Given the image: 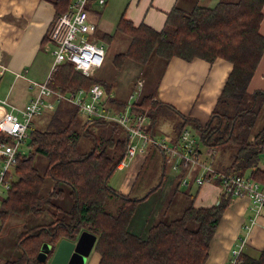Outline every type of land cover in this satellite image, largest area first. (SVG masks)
Instances as JSON below:
<instances>
[{"label": "trees", "instance_id": "16d2710c", "mask_svg": "<svg viewBox=\"0 0 264 264\" xmlns=\"http://www.w3.org/2000/svg\"><path fill=\"white\" fill-rule=\"evenodd\" d=\"M52 1L56 16L71 2ZM263 5L264 0H219L214 6H174L161 30L145 22L136 25L122 14L116 30L127 34L130 41L114 59L122 64L129 57L145 64L151 57L160 58L163 67L174 55L230 60L232 70L207 122L201 125L180 116L181 120L174 122L175 138L187 123H192L208 155L215 156L223 149L232 151L223 171L240 174L250 169V174L260 181H264V169L259 164L264 153V123L255 127L264 108V90L249 91L248 83L264 52V35L259 30ZM103 36L107 40L113 37ZM96 81L100 82L97 75L86 76L75 70L72 62L65 61L53 73L51 85L66 90L89 87ZM66 103L60 102L55 111L46 113L50 119L45 128H30L28 150L18 157L15 179L0 204L1 224L12 215H39L46 210V204L53 208L52 220L20 232L17 244L22 253L3 264H49V258H38L42 245H52L51 255L61 238L75 239L82 229L97 234L94 248L101 254L98 264H205L210 241L229 204V194L222 191L218 203L203 207L195 205L196 192L186 190L187 203L176 216L165 218L169 213L164 214L145 235L130 231L128 225L140 198L123 194L109 184L124 154L127 134H115L121 128L117 123L100 119L79 122L77 107L71 110ZM166 106L151 90L134 101L132 110L147 113L152 130L157 115L166 117ZM96 123H109L114 132L96 135L90 130ZM82 135H92V144L85 150L79 146ZM1 139L9 141L11 136L0 132ZM198 149L202 151L199 145ZM186 171L187 165L181 164L174 191L179 190ZM47 176L70 187V207L53 202L55 197L66 194L62 188L41 194ZM112 195L120 200L116 212L105 206ZM241 259L242 264H264V248L258 255L243 251Z\"/></svg>", "mask_w": 264, "mask_h": 264}, {"label": "crops", "instance_id": "0c3cea01", "mask_svg": "<svg viewBox=\"0 0 264 264\" xmlns=\"http://www.w3.org/2000/svg\"><path fill=\"white\" fill-rule=\"evenodd\" d=\"M191 1L193 0H106V3L101 6L96 0H91L89 9L91 20L96 23L95 35L105 42L107 39L103 35H113L117 32L116 24L122 14L136 25L145 22L154 29L161 30L168 12L174 6L188 9ZM218 1L196 0L195 4L214 6ZM262 12L263 17L259 30L264 35V5ZM55 16L56 7L52 0H0V58L6 66L0 67V97H5L18 106H23L35 96L37 87L32 84L31 80H45L54 60L53 48L50 46L51 40L47 35H49ZM98 28L104 31L102 36L96 34ZM128 40L130 41V38ZM127 46H122V52L126 50ZM124 60L128 65L135 64L131 63L134 62L132 58L127 57ZM105 61L96 71L97 76L101 75L100 72ZM130 67L133 66L130 65ZM232 67L233 63L223 57L209 61L201 57L185 59L174 55L166 62L156 86V99L167 104L166 109L164 108L166 117L163 121L168 119L170 123L168 129L171 134H167L168 136L175 138L177 130L174 122L180 121V116L197 121L201 125L207 122ZM131 79L132 77L128 79L122 77V80L118 81L116 90L118 94L121 87L129 86L132 83L133 79ZM106 89H109L106 97L109 105L116 109H123L127 96H115L113 86L106 87ZM256 89L264 90V52L248 83L249 91ZM168 111L172 114H169ZM186 126L194 128L192 123H187ZM123 131L126 134L124 129ZM155 148L157 147L155 146ZM160 152L161 155L159 153L158 155L151 146L146 151L139 152L129 165L120 169L138 165V161L142 165V159L138 155L144 154L142 158H148L150 155L158 156L163 162L165 173L166 166L170 163L165 160L164 153L161 150ZM260 165L264 167V155H262ZM169 167L172 168L171 165ZM139 171L135 175V171L127 170L125 174L127 180L126 183L124 181L122 190L114 188L131 196L135 184L131 178L133 175L136 178ZM192 172L193 174L197 173L196 170ZM247 172H250V169ZM175 173L177 176L178 171L175 170ZM191 178L193 179V177ZM191 178L190 180H192ZM162 180V178L159 180L154 190L151 188L147 192L149 188H140L137 189L139 194L132 196L138 197L140 200L128 225L130 231L138 234L145 231L147 233L149 227L161 218V213L163 215L169 213L172 208L176 209V213H180L184 208L187 203L186 194L180 195L173 190V186L169 201L159 208L157 213L150 214L151 209L144 210L143 213L140 212L141 208L147 206L151 196L158 192L163 184ZM187 185L190 186L189 182ZM186 187L182 189L184 193ZM222 191L221 185L216 181L198 186L195 205L207 207L218 203ZM177 197L178 200H175ZM229 199V204L224 209L210 241L209 255L205 264H224L230 255L231 248L240 239L245 240L243 251L250 254L258 255L264 248V209L256 213L250 206V200L247 197L236 196L229 197ZM245 225H248V228H245ZM100 257L101 254L93 248L86 264H98Z\"/></svg>", "mask_w": 264, "mask_h": 264}, {"label": "built area", "instance_id": "2783aa9c", "mask_svg": "<svg viewBox=\"0 0 264 264\" xmlns=\"http://www.w3.org/2000/svg\"><path fill=\"white\" fill-rule=\"evenodd\" d=\"M90 1L72 0L64 12L55 16L48 35L57 44L53 49L54 60L45 80H31L37 87L35 96L23 106L0 97V132L11 136L9 141L0 140V204L15 179L14 168L18 157L28 150L23 143L28 138L33 118L54 111L60 102H67L84 114L86 122L105 120L117 123L126 131L127 143L118 168L129 165L139 152L156 146L164 153L165 160L173 169L179 171L181 164L187 165L181 183L187 185L191 177L198 185L219 179L218 183L230 197H247L256 213L261 212L264 209V181L254 178L247 171L240 174L228 173L214 166L212 162L202 161L198 139L190 126L183 128L176 138L149 130V115L132 110L134 101L131 100L136 96L135 93L128 95L129 102L123 109H116L107 102V89L99 81L93 82L89 87L66 90L51 85L53 73L65 61L72 62L74 69L86 76L96 75V71L105 61L106 44L95 35L96 23L90 17ZM96 1L101 5L106 3V0ZM0 67H6L1 58ZM137 84L141 87L144 83L139 79ZM193 170L197 173L193 174ZM244 245L245 240L240 239L231 248L224 264H242Z\"/></svg>", "mask_w": 264, "mask_h": 264}, {"label": "rangeland", "instance_id": "374dc122", "mask_svg": "<svg viewBox=\"0 0 264 264\" xmlns=\"http://www.w3.org/2000/svg\"><path fill=\"white\" fill-rule=\"evenodd\" d=\"M195 2L196 0L191 1L190 5L187 8L188 9L191 8L195 4ZM103 33L104 31L98 28L96 34L98 36L100 35L102 36ZM128 39H129V36H127V34H122L121 32H119V30H117V32L113 34L112 40L104 39L105 44H106V53H107L106 58H105L106 61L103 66V69L100 72L101 75L98 76V78L100 79V82L105 87L108 88V87L113 86L114 92L116 93L115 96L116 95H119V96L122 95L124 97L127 96L125 97L126 99H125L124 106L127 104V102H129L128 95L131 92L135 93L136 95L131 100V102H133L136 100V98H139L142 94H146L151 90H153V92L156 91V86H157L158 80L163 70V63L162 61H160L161 60L160 58L151 57V59L145 64L139 63L134 60V62H131V63H135V64H130L133 66L132 68L130 67V65L126 64L127 61L125 60H123L124 61L123 64L119 63L118 61H115L114 59L116 55L122 52V48H123L122 46L128 45V42H129ZM50 43H51L50 46L53 49L57 47V44L54 41H51ZM130 61H133V60H130ZM122 77L127 78V79L129 77L130 78L132 77L133 81L129 86L121 87L120 88L121 90L119 91L120 93L118 94L116 91L117 83L118 81L122 80ZM139 79H141L144 83L141 87L137 84V81ZM108 91L109 89H107V92ZM65 105L68 108H71V110H73L74 108V105L70 103H66ZM52 112L53 111H49L47 113L50 114ZM169 114H172V113L169 112ZM84 117L85 116L83 113L78 112L79 122H81V120H83ZM49 119L50 118L47 117L46 112L40 116H36L32 120V127L45 128L46 124L49 122ZM163 119L164 117L161 114L157 115V117L155 118V123L153 126L155 132L166 134V135L171 134L169 133V129H168L169 127L168 124H170L168 119L164 121ZM263 123H264V108L262 110L260 117L258 118L255 128H260L263 125ZM111 128L112 126L109 123L107 124L96 123L90 126V130L94 131L96 135H99V136L100 135H103V136L110 135L111 133L114 132V130ZM191 129L194 131L193 134L199 141L198 145L201 146L202 150H204V146L199 140L200 134L198 130L195 127ZM115 134L123 135L124 131L122 128H118ZM27 140L28 138L23 143V146H25ZM91 144H92V135H82L81 136V139L79 141L80 148L85 150L89 148ZM153 149L157 151V154L159 153L161 155L160 149L158 147L155 148V146H153ZM231 153H232L231 150L223 149V150L218 151V153L215 154V156H209L204 150L203 153L201 154V160L207 161L208 163L212 162L214 166L221 169L230 162ZM142 155L144 154L138 155L142 159V163H141L142 165H140V161H138V165L135 164L133 167L131 165L130 167H127L125 169L117 168L113 172V174L110 176L109 184L112 185L113 188L115 187L117 189L122 190L124 181L126 183V180H127L125 179L126 171L131 169L133 172L135 171L134 173L136 175L137 171L140 170L136 178H135V175H133L131 178V180L132 181L134 180L135 182L134 189L131 194V196H134V194L135 195L139 194L137 189H140V188H144V187L149 188L147 192H149L151 188L153 190L154 188L157 187L156 184L159 183V180L162 178L163 184L161 185L160 189H158V192L152 195L147 206H145L144 208H141L140 210V212L143 213L144 210L151 209L150 214H154V213H157L156 211L159 208L164 206V204L169 201L172 191H173L172 187L175 185L176 181L179 180V177L175 176L176 174L175 170L169 167V165L171 164H168V166H166V171L164 173L163 162L158 156L156 157V156L150 155L148 156V158H142L143 157ZM262 155H264V153ZM189 185L190 186L185 185L180 182V186L178 188L179 190L178 191L176 190V192L179 193L180 195H185L182 189L188 186L186 187L187 188L186 190L187 191L189 190V191H192V193H195L197 191L198 184L196 183L194 178L192 180H189ZM53 188L54 189L62 188L66 191V194L64 196L61 195L59 197L58 196L55 197L53 199V202L61 204L64 207H70L73 202L72 197L68 193L70 190V187L64 182H57L52 177L47 176L45 178V181H44V184L41 190V194L47 195L48 192H50ZM175 200H178V197ZM119 202H120L119 198L115 195H112L106 201L105 206L108 210L116 212L119 207ZM52 212H53V208L49 206L48 204H46V210L39 215H30L27 217H19V216L12 215L8 218L5 224L0 223V264H3L8 259L17 258L22 253V249L17 244L19 233L32 226L50 222L52 220ZM177 214L178 213H176V209L172 208L169 212V215L165 218L174 217ZM160 216L162 218L163 213H161ZM145 233L146 231L140 234L144 235ZM48 257H49V253L47 254L46 259Z\"/></svg>", "mask_w": 264, "mask_h": 264}, {"label": "water", "instance_id": "95a60500", "mask_svg": "<svg viewBox=\"0 0 264 264\" xmlns=\"http://www.w3.org/2000/svg\"><path fill=\"white\" fill-rule=\"evenodd\" d=\"M97 234L82 229L75 239L61 238L51 253L52 245L44 243L38 254L40 260H46L49 253V264H86L92 249L95 246ZM47 258V259H48Z\"/></svg>", "mask_w": 264, "mask_h": 264}]
</instances>
